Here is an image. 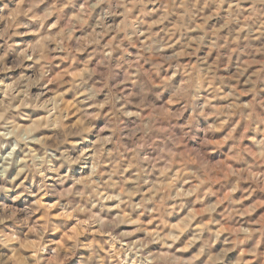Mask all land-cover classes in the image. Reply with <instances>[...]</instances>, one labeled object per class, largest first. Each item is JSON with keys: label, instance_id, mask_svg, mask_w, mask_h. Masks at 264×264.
Instances as JSON below:
<instances>
[{"label": "clouds", "instance_id": "1", "mask_svg": "<svg viewBox=\"0 0 264 264\" xmlns=\"http://www.w3.org/2000/svg\"><path fill=\"white\" fill-rule=\"evenodd\" d=\"M0 264H264V0H0Z\"/></svg>", "mask_w": 264, "mask_h": 264}]
</instances>
